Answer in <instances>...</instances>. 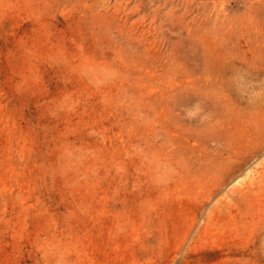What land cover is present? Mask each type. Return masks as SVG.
<instances>
[{
	"label": "rangeland",
	"instance_id": "rangeland-1",
	"mask_svg": "<svg viewBox=\"0 0 264 264\" xmlns=\"http://www.w3.org/2000/svg\"><path fill=\"white\" fill-rule=\"evenodd\" d=\"M0 264H264V0H0Z\"/></svg>",
	"mask_w": 264,
	"mask_h": 264
}]
</instances>
